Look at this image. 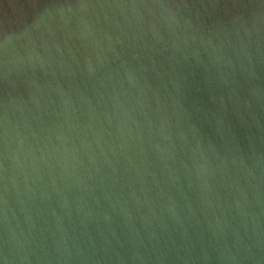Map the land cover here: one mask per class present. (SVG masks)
<instances>
[{
	"label": "water",
	"instance_id": "1",
	"mask_svg": "<svg viewBox=\"0 0 264 264\" xmlns=\"http://www.w3.org/2000/svg\"><path fill=\"white\" fill-rule=\"evenodd\" d=\"M0 264H264V0H0Z\"/></svg>",
	"mask_w": 264,
	"mask_h": 264
}]
</instances>
